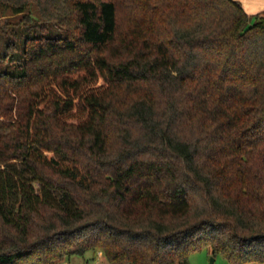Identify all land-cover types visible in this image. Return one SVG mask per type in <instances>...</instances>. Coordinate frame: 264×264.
I'll return each instance as SVG.
<instances>
[{
    "label": "trees",
    "instance_id": "1",
    "mask_svg": "<svg viewBox=\"0 0 264 264\" xmlns=\"http://www.w3.org/2000/svg\"><path fill=\"white\" fill-rule=\"evenodd\" d=\"M8 8L42 22L7 44L18 65L0 71V264L95 249L109 264H186L204 248L264 264V10L0 0Z\"/></svg>",
    "mask_w": 264,
    "mask_h": 264
},
{
    "label": "rangeland",
    "instance_id": "2",
    "mask_svg": "<svg viewBox=\"0 0 264 264\" xmlns=\"http://www.w3.org/2000/svg\"><path fill=\"white\" fill-rule=\"evenodd\" d=\"M260 4H262L263 5L262 8H264V1H262ZM246 8L248 13L251 12L250 7H246ZM260 8L261 7H259L258 9L261 10ZM34 9L36 11L35 7L32 8V11H34ZM23 16L24 13L14 14L12 10L9 8L6 11H0V71L4 69H13L14 66L18 65L17 58L19 57L20 51L17 50L9 55H6L7 44L10 41L13 42L15 41L20 47L23 39L30 33L36 31V29H33L31 32H29V26L35 23L40 24L42 22V21L39 22L37 20H32L29 22ZM11 28H15L19 32L18 40H14L13 36L10 34ZM59 33H62V30L57 26H55L52 22L48 27V34L56 35ZM211 257L212 254L210 253V250L208 248H204L198 251L191 252L188 257V262L186 264H211L210 263ZM214 258L215 260L213 264H231L221 255H217ZM58 264H109V262L102 249H95V250L87 251L84 255H73L70 258H67ZM177 264H182V263H177ZM247 264H260V263L251 262Z\"/></svg>",
    "mask_w": 264,
    "mask_h": 264
},
{
    "label": "crops",
    "instance_id": "3",
    "mask_svg": "<svg viewBox=\"0 0 264 264\" xmlns=\"http://www.w3.org/2000/svg\"><path fill=\"white\" fill-rule=\"evenodd\" d=\"M240 1L243 3L245 9H247L246 7H250L251 12H249V14H255L261 10H264V8H262L263 5L260 4L264 0H240ZM259 7H261L260 8L261 10L258 9ZM63 263H65V262H63Z\"/></svg>",
    "mask_w": 264,
    "mask_h": 264
},
{
    "label": "water",
    "instance_id": "4",
    "mask_svg": "<svg viewBox=\"0 0 264 264\" xmlns=\"http://www.w3.org/2000/svg\"><path fill=\"white\" fill-rule=\"evenodd\" d=\"M215 258L212 256L210 259V263L213 264L214 263Z\"/></svg>",
    "mask_w": 264,
    "mask_h": 264
}]
</instances>
